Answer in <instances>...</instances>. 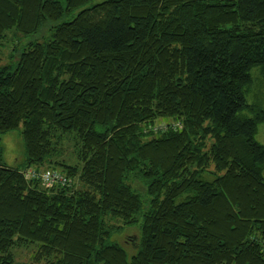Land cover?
I'll use <instances>...</instances> for the list:
<instances>
[{"label":"trees","instance_id":"obj_1","mask_svg":"<svg viewBox=\"0 0 264 264\" xmlns=\"http://www.w3.org/2000/svg\"><path fill=\"white\" fill-rule=\"evenodd\" d=\"M8 32L0 264H264V0H0Z\"/></svg>","mask_w":264,"mask_h":264},{"label":"rangeland","instance_id":"obj_2","mask_svg":"<svg viewBox=\"0 0 264 264\" xmlns=\"http://www.w3.org/2000/svg\"><path fill=\"white\" fill-rule=\"evenodd\" d=\"M12 32V31H10ZM8 42H3V46L0 47V63L5 64L7 62V57L10 52V38H20V36H14L13 33L7 34ZM25 41L32 40L33 38H23ZM251 76L253 78V83L250 86L249 91L245 94L246 104L249 106H255L261 110H264V72H260L258 69H253L251 71ZM170 123L168 120H157L153 123L152 128L159 129L163 128L165 125ZM255 140L260 145L264 146V124L257 126V132L255 135ZM2 148H3V157L4 162L7 166H19L24 157V149H23V141L21 137V127L17 130L10 131L7 134L2 136ZM74 150H75V142L70 141L63 144V152L65 156L63 158L68 160V162L73 165L75 163L74 159ZM264 177V172L262 173ZM72 183L77 187V180L72 181ZM135 228L128 229L125 228L122 233L116 235L121 241L124 242L128 233L133 232ZM37 249V244H31L25 248H18L14 250L15 254V262L22 263L27 262L28 258L31 254Z\"/></svg>","mask_w":264,"mask_h":264},{"label":"built area","instance_id":"obj_3","mask_svg":"<svg viewBox=\"0 0 264 264\" xmlns=\"http://www.w3.org/2000/svg\"><path fill=\"white\" fill-rule=\"evenodd\" d=\"M31 176V173L26 175V177L28 178ZM39 180L41 181V184L45 187H51L56 182H58V184H64V182L66 181L62 176H59L58 174L50 171H45L44 173L39 174Z\"/></svg>","mask_w":264,"mask_h":264}]
</instances>
